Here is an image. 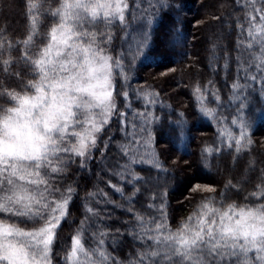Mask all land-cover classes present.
Wrapping results in <instances>:
<instances>
[{"label": "snow or ice", "instance_id": "6c2138e0", "mask_svg": "<svg viewBox=\"0 0 264 264\" xmlns=\"http://www.w3.org/2000/svg\"><path fill=\"white\" fill-rule=\"evenodd\" d=\"M258 2L243 5L242 18L213 17L236 32V76L225 81L226 104L215 81L194 83L192 116L228 127L215 156L201 148L195 166L203 176L180 185L194 207L173 226L175 177L161 157L177 153V136L187 132L191 143L195 124L132 82L146 61L187 55L176 51L187 47L184 0H0V264H264V167L257 172L251 158L253 103L264 118ZM224 59L227 67L231 54ZM224 156L229 173L241 171L221 186L205 178ZM117 209L122 226L106 224ZM74 211L80 222L62 237ZM127 237L134 251L120 259L109 247Z\"/></svg>", "mask_w": 264, "mask_h": 264}, {"label": "trees", "instance_id": "16d2710c", "mask_svg": "<svg viewBox=\"0 0 264 264\" xmlns=\"http://www.w3.org/2000/svg\"><path fill=\"white\" fill-rule=\"evenodd\" d=\"M5 3H11V0H4ZM253 3V0H184V11L182 17V32L187 40L186 49H177L178 53L186 52L187 55H176L173 57V63L168 64L167 61H146V66H138V71L132 82L133 89H149L158 92L159 99L166 106H171L176 112L183 111L187 113L189 125L195 124V131L191 133L194 139L191 143L188 142V133H185L183 139L177 136L176 148L177 153L171 158L161 157L166 160L168 165L169 178L174 176L175 180L169 179L168 204L170 220L169 223L175 226L182 218H186L192 211L194 205L191 203L192 194L185 189L177 191V187L183 184L188 177L194 173L203 176L197 171L195 162L200 153L201 148L208 147L213 149L211 156H215V148L220 144L218 133L228 126L223 127L217 125L216 120L209 117L194 119L192 116L193 98L190 95L191 86L194 83L207 85L209 80L215 81L216 87L220 89L219 103L226 104L229 97V89L225 87V81L231 84L236 76L235 53L233 51L236 43V32L230 28L225 21L214 19L213 17H225L231 13L233 18L245 15V10L242 6ZM257 7L259 2L256 0ZM237 4L241 6L237 8ZM201 5H205L202 7ZM250 11V10H247ZM230 53L232 56L228 66L225 67V54ZM160 63V67L156 64ZM174 69V71H170ZM163 73V75H162ZM259 84L257 83V88ZM209 100L213 102L208 104L209 107H215L214 98L209 95ZM260 106L253 103L251 106V116L253 117L252 139L254 143L251 146V158L256 162L255 168L257 172L261 167H264V118L260 117ZM223 116H228V111L218 109ZM227 142V137H224ZM184 153V155H180ZM210 156V158H211ZM188 160L193 163L192 168H186L183 161ZM111 161H109L110 163ZM95 164V161H93ZM231 157L224 156L220 161L221 167L219 172L213 169L209 173V177L213 181L218 182L223 186V183L229 178H238L240 176V167H236L235 171L229 173L228 166L231 165ZM243 163V162H242ZM242 166V164H241ZM183 169V170H182ZM253 176L256 172L252 173ZM163 180V177H161ZM94 182V177L88 182L87 187L91 190V184ZM81 184L80 196H84ZM107 191L112 193V198L119 200L118 194L114 193L113 189L107 188ZM103 207V206H101ZM108 207H111L109 205ZM120 209L116 210V219L105 221L106 224L114 226H122L120 221L126 217L121 216ZM174 218V220L172 219ZM81 215L79 211H74L71 217L72 223L69 221L64 225V230L61 233L62 237L67 238L74 232L76 225L79 224ZM127 235V234H125ZM110 245V241L108 242ZM109 251L114 256L124 259L129 251H134L131 246V237H127V241L120 248L109 247ZM58 260L59 257H56Z\"/></svg>", "mask_w": 264, "mask_h": 264}, {"label": "bare ground", "instance_id": "6f19581e", "mask_svg": "<svg viewBox=\"0 0 264 264\" xmlns=\"http://www.w3.org/2000/svg\"><path fill=\"white\" fill-rule=\"evenodd\" d=\"M181 185V184H180ZM180 185L177 187V191L179 192L182 188L180 187Z\"/></svg>", "mask_w": 264, "mask_h": 264}]
</instances>
